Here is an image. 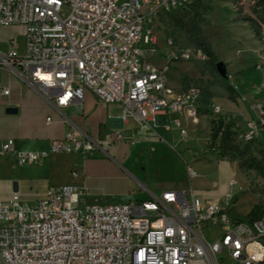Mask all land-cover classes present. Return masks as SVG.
Instances as JSON below:
<instances>
[{
    "label": "built area",
    "instance_id": "built-area-1",
    "mask_svg": "<svg viewBox=\"0 0 264 264\" xmlns=\"http://www.w3.org/2000/svg\"><path fill=\"white\" fill-rule=\"evenodd\" d=\"M208 0H0V27L23 29V53H0V71L59 108L80 105L86 93L105 108L119 107L118 119L154 134L196 125L203 115L199 94L174 89L167 74L175 62L205 59L201 51L175 48L164 38L160 58L153 22L186 15ZM264 50V25L259 24ZM0 94L9 95L0 86ZM219 112V108L214 109ZM47 118V124L50 123ZM264 133V106L245 135ZM126 140L113 128L92 138L70 130L41 152H19L0 142V166L43 163L53 156L72 157L70 180L50 185L44 197L27 205L18 193L0 200V264H264V217L233 219L229 208L234 180L218 201L197 198L190 184L196 174L186 166L188 188L164 191L143 201L88 205L85 163L93 154ZM215 152V149H212ZM211 232V236H208Z\"/></svg>",
    "mask_w": 264,
    "mask_h": 264
},
{
    "label": "rangeland",
    "instance_id": "rangeland-1",
    "mask_svg": "<svg viewBox=\"0 0 264 264\" xmlns=\"http://www.w3.org/2000/svg\"><path fill=\"white\" fill-rule=\"evenodd\" d=\"M259 24L264 25V2L260 0H208L201 8L190 9L185 16L173 19L168 15L153 22L160 52V58H154L157 65L164 63V38H171L180 52L198 50L195 40H201L216 56L213 62L201 52L205 59L175 62L167 74L174 89L192 88L199 94L203 115L196 125L190 124L187 128V132L193 131L195 135L196 141L190 147L194 157L189 152L177 154L168 143L117 144L113 160L104 154L87 160L88 205L136 202L148 198L149 193L183 189L188 186L185 165L196 174L190 184L195 193L224 190L218 194L221 198L229 191V181H235L229 206L235 217L243 218L253 206L264 205V180L255 171L238 169V165L248 159L260 160L264 151L263 133L245 138L249 124L258 120V107L264 106V50ZM21 30L11 26L1 29L0 35L11 38V41L6 40L9 47L23 49ZM14 51L18 55L22 53ZM218 62L226 66V81L216 72ZM215 108L220 111L215 112ZM219 118L224 124L232 125L233 144L245 153L235 161L222 158L221 153L209 150L206 145L209 123ZM54 160L57 161L55 168ZM74 165V159L65 156L51 157L48 163L44 161L34 166L1 165L0 199L4 197L2 185L8 182L12 188L20 184L22 203H36L44 197L48 186L67 183Z\"/></svg>",
    "mask_w": 264,
    "mask_h": 264
},
{
    "label": "crops",
    "instance_id": "crops-1",
    "mask_svg": "<svg viewBox=\"0 0 264 264\" xmlns=\"http://www.w3.org/2000/svg\"><path fill=\"white\" fill-rule=\"evenodd\" d=\"M8 28L10 27H0V30ZM20 28L22 29V27ZM21 35L23 36V29L21 30ZM6 40L11 41V38L9 36L0 35L1 54H5L10 50L14 51L15 49L19 51V53H23V49L20 47H9ZM0 86L8 87L9 89L8 96L0 94V142L12 141L15 151L41 152L45 150L51 142L62 139L64 134L70 130L82 132L95 138L98 134L103 135V133L108 132L110 129L119 128L122 129L128 141L152 144L168 143V147L177 154L189 152L190 155L194 157L193 150L190 148L196 141L193 131L189 130L186 137H182L178 130L170 131L166 129L162 119H158L156 124L152 123L154 132L152 135V133L148 131L138 129L133 122L122 123L118 119L120 115L119 107L109 105L102 108L91 93L85 94L80 105L59 109L47 103L39 93L27 87L18 77L5 70L0 71ZM47 118L51 120L48 124L46 122ZM184 126L189 128L190 123L187 122ZM207 131L208 138L206 145H208L210 139L208 128ZM104 147L108 159L113 160L117 146L112 145L107 147L104 145ZM101 155L103 154L99 152L93 154L92 157L98 158L101 157ZM54 157L55 156H53V158ZM50 159L51 157L46 160V163H48ZM56 162L57 161L54 160L52 163L54 168L56 167ZM114 163L117 164L115 161ZM87 164L88 161L85 163L83 170L84 182ZM2 165L11 166L13 168L16 167L12 164L10 159L4 161ZM19 185L17 191L13 192L11 184L8 182L3 184L2 190L4 191V197L0 200L8 199L12 193H18L20 197ZM187 188L188 186H185L183 189L172 188L164 191L181 192L185 191ZM164 191L156 194L149 193V197L153 195L158 196ZM223 191L224 190L219 192L198 190L197 193L194 192V194L203 201L215 202L220 199L218 198V194H222ZM145 199L138 201H143Z\"/></svg>",
    "mask_w": 264,
    "mask_h": 264
},
{
    "label": "trees",
    "instance_id": "trees-1",
    "mask_svg": "<svg viewBox=\"0 0 264 264\" xmlns=\"http://www.w3.org/2000/svg\"><path fill=\"white\" fill-rule=\"evenodd\" d=\"M264 2V0H260ZM203 5H198L195 9L201 8ZM173 19H176L178 14L170 15ZM185 16V15H182ZM177 24H179V20H176ZM184 26V24H182ZM197 46L201 50V52L209 58L210 61L215 62L216 56L210 51L209 46L200 41L195 40ZM226 81V79H225ZM226 90L231 93L232 90L229 87H226ZM209 132L210 139L208 142V149L217 150L222 158H230L232 161H235L236 157L242 156L244 151L240 150L237 146L233 144L234 132L232 131L231 124H224L222 119H217L216 121H211L209 123ZM264 134V133H263ZM217 145V148L215 147ZM240 159V158H239ZM239 170L242 171H255L257 175H259L264 180V151L261 153V159H248L238 165ZM231 217L233 219H240L243 221H255L264 217V205H255L251 208L249 213L245 217H235L232 209L229 211Z\"/></svg>",
    "mask_w": 264,
    "mask_h": 264
},
{
    "label": "water",
    "instance_id": "water-1",
    "mask_svg": "<svg viewBox=\"0 0 264 264\" xmlns=\"http://www.w3.org/2000/svg\"><path fill=\"white\" fill-rule=\"evenodd\" d=\"M215 69H216V72L217 74L222 78V79H227V71H226V66L224 63L222 62H218L216 63L215 65ZM108 157V155H107ZM17 191V186L16 184L13 185V192H16Z\"/></svg>",
    "mask_w": 264,
    "mask_h": 264
}]
</instances>
